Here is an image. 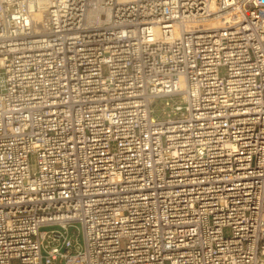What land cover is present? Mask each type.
<instances>
[{"label":"built area","instance_id":"obj_1","mask_svg":"<svg viewBox=\"0 0 264 264\" xmlns=\"http://www.w3.org/2000/svg\"><path fill=\"white\" fill-rule=\"evenodd\" d=\"M0 264H264V0H0Z\"/></svg>","mask_w":264,"mask_h":264},{"label":"bare ground","instance_id":"obj_2","mask_svg":"<svg viewBox=\"0 0 264 264\" xmlns=\"http://www.w3.org/2000/svg\"><path fill=\"white\" fill-rule=\"evenodd\" d=\"M235 19L236 17L233 13L226 12L223 14L211 15L206 18L189 20L187 21L186 27L188 30H197V31L212 30L216 28L229 26L233 22H235Z\"/></svg>","mask_w":264,"mask_h":264},{"label":"rangeland","instance_id":"obj_3","mask_svg":"<svg viewBox=\"0 0 264 264\" xmlns=\"http://www.w3.org/2000/svg\"><path fill=\"white\" fill-rule=\"evenodd\" d=\"M166 99H163V101H160L157 103L155 109H156V112H155V115L158 116V117H162V112H161V109L163 108V104H164V101ZM77 226L80 228L79 224H77ZM75 228H70V230L73 232ZM80 242L83 243V238H82V235H80Z\"/></svg>","mask_w":264,"mask_h":264}]
</instances>
